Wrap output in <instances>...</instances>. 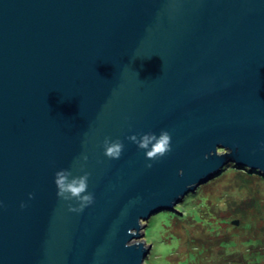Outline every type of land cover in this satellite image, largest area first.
Masks as SVG:
<instances>
[{
	"label": "water",
	"instance_id": "95a60500",
	"mask_svg": "<svg viewBox=\"0 0 264 264\" xmlns=\"http://www.w3.org/2000/svg\"><path fill=\"white\" fill-rule=\"evenodd\" d=\"M162 130L155 161L128 139ZM229 164L264 176V0H0V264H144L145 221Z\"/></svg>",
	"mask_w": 264,
	"mask_h": 264
},
{
	"label": "rangeland",
	"instance_id": "374dc122",
	"mask_svg": "<svg viewBox=\"0 0 264 264\" xmlns=\"http://www.w3.org/2000/svg\"><path fill=\"white\" fill-rule=\"evenodd\" d=\"M144 224V264H264V176L229 164Z\"/></svg>",
	"mask_w": 264,
	"mask_h": 264
},
{
	"label": "clouds",
	"instance_id": "9594fccd",
	"mask_svg": "<svg viewBox=\"0 0 264 264\" xmlns=\"http://www.w3.org/2000/svg\"><path fill=\"white\" fill-rule=\"evenodd\" d=\"M128 139L136 143L140 149L145 150L148 161L158 160L171 151L172 137L167 130H162L159 135L154 132L132 134ZM103 146L104 155L111 159H119L124 150L123 141L112 140L110 137H105ZM87 159L88 156L84 155L83 160L87 161ZM146 167L151 168L152 163H148ZM90 175L91 173L84 172L82 175L73 176L70 169H61L55 173L54 182L58 189L57 195L66 201H78V206L69 205L70 211H83L94 202V194L87 191ZM29 197L33 198L34 193H30ZM21 207H26V204L22 203Z\"/></svg>",
	"mask_w": 264,
	"mask_h": 264
},
{
	"label": "trees",
	"instance_id": "16d2710c",
	"mask_svg": "<svg viewBox=\"0 0 264 264\" xmlns=\"http://www.w3.org/2000/svg\"><path fill=\"white\" fill-rule=\"evenodd\" d=\"M238 168H240V167H238ZM243 169V168H242Z\"/></svg>",
	"mask_w": 264,
	"mask_h": 264
}]
</instances>
